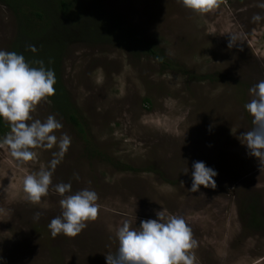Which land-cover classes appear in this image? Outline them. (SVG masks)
<instances>
[{"label":"rangeland","instance_id":"rangeland-1","mask_svg":"<svg viewBox=\"0 0 264 264\" xmlns=\"http://www.w3.org/2000/svg\"><path fill=\"white\" fill-rule=\"evenodd\" d=\"M100 2L163 59L106 43L69 46L62 79L83 132L41 102L33 119L54 116L63 125L57 138L71 137L67 152L38 148L21 163L0 147V264H106L125 220L139 227L161 210L187 221L199 264H264V165L240 140L253 127L250 88L264 80V0H222L203 15L178 0ZM16 31L0 3V50L9 51ZM194 162L217 172L215 189L190 191ZM42 168L53 172L52 185L33 204L23 178ZM60 183L99 197L98 218L74 238H53L48 228L62 213ZM250 205L260 218L252 226Z\"/></svg>","mask_w":264,"mask_h":264},{"label":"clouds","instance_id":"clouds-1","mask_svg":"<svg viewBox=\"0 0 264 264\" xmlns=\"http://www.w3.org/2000/svg\"><path fill=\"white\" fill-rule=\"evenodd\" d=\"M186 9L203 15L218 8L222 0H178ZM256 15L253 20H260ZM231 36L229 48L233 46ZM28 50L36 52L34 45ZM33 64L38 66H32ZM56 76L54 70L44 66L42 60L31 63L22 54L0 50V119L8 122L9 133L0 140V147H7L17 161L23 163L37 158L38 148L59 147L62 157L71 144L66 133L59 139L55 132L63 125L52 115L43 122L33 119L41 102H49L55 94ZM252 99L245 109L252 117V129L241 133V141L249 154L264 165V80L250 88ZM58 160L51 162L54 169ZM190 191L197 192L201 186L216 188L213 179L217 172L204 162H194ZM186 168L184 173L186 174ZM53 172L41 169L23 178V191L33 204H40L52 185ZM62 197L59 201L62 213L48 224L51 236L63 234L74 238L87 227L88 222L98 218L100 205L98 194L89 189L71 193V184L60 183L54 186ZM156 219L141 220L139 227H132L125 220L116 231L118 250L105 255L106 264H199L195 249L199 243L184 217L167 214L165 210L156 212ZM39 219V214L36 215Z\"/></svg>","mask_w":264,"mask_h":264},{"label":"trees","instance_id":"trees-1","mask_svg":"<svg viewBox=\"0 0 264 264\" xmlns=\"http://www.w3.org/2000/svg\"><path fill=\"white\" fill-rule=\"evenodd\" d=\"M0 3L13 11L17 22L16 36L9 51L22 54L29 63L42 60L46 68L54 70L56 91L48 99L54 110L79 132H83V125L62 79L63 57L69 46L106 43L136 56L147 53L161 56L125 20L106 10L100 0H0ZM28 45H34L37 51H29ZM8 128L9 125L0 119V133ZM250 206L254 209L248 226L260 221L257 207Z\"/></svg>","mask_w":264,"mask_h":264}]
</instances>
